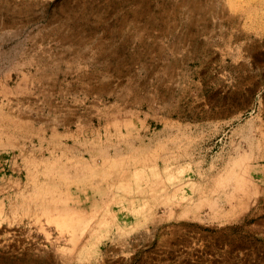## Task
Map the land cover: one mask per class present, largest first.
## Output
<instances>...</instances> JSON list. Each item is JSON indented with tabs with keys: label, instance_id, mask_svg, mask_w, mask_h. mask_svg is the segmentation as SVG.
<instances>
[{
	"label": "rangeland",
	"instance_id": "374dc122",
	"mask_svg": "<svg viewBox=\"0 0 264 264\" xmlns=\"http://www.w3.org/2000/svg\"><path fill=\"white\" fill-rule=\"evenodd\" d=\"M0 264H264V0H0Z\"/></svg>",
	"mask_w": 264,
	"mask_h": 264
},
{
	"label": "bare ground",
	"instance_id": "6f19581e",
	"mask_svg": "<svg viewBox=\"0 0 264 264\" xmlns=\"http://www.w3.org/2000/svg\"><path fill=\"white\" fill-rule=\"evenodd\" d=\"M242 169H243V168H242ZM239 171H240V170H239ZM234 172H235V171H234ZM236 172H238V171H236ZM236 172L234 173V175H235V174L237 175V174L239 173V172H238V173H236ZM240 173H241V171H240ZM242 174H243V173H242ZM231 175H233V174H231ZM231 175H230V176H231ZM235 177L239 179V178L241 177V174H240V176H239V174H238V175L235 176ZM242 177H243V176H242ZM236 178H235V181H236ZM241 180H242V178H241ZM245 180H246V179H245ZM245 180H244V181H245ZM242 181H243V180H242ZM237 183L239 184V183H241V181H239V182L236 181L235 184L237 185ZM239 185H240V184H239ZM243 185H244V187H245V184H243ZM243 185H242V183H241L240 186H242V188H239V186H238V188H239V189H243Z\"/></svg>",
	"mask_w": 264,
	"mask_h": 264
}]
</instances>
